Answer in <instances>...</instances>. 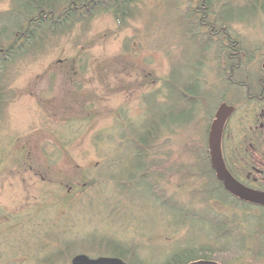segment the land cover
I'll return each mask as SVG.
<instances>
[{"label":"rangeland","instance_id":"obj_1","mask_svg":"<svg viewBox=\"0 0 264 264\" xmlns=\"http://www.w3.org/2000/svg\"><path fill=\"white\" fill-rule=\"evenodd\" d=\"M198 5L135 0L120 23L98 12L88 25L44 33L5 63L0 264L111 256L105 245L123 246L137 264H163L179 251L178 260L207 251L223 264H264V208L218 197L206 146L218 105L234 106L224 156L241 179L264 187V97L245 101L243 90L226 84L224 34L245 62L233 79L256 95L264 0H212L203 26ZM14 7L0 0V32ZM1 38L2 46L12 40ZM146 128L152 142H140L138 160L136 136ZM225 224L237 237L221 232ZM232 238L244 249H225Z\"/></svg>","mask_w":264,"mask_h":264},{"label":"trees","instance_id":"obj_2","mask_svg":"<svg viewBox=\"0 0 264 264\" xmlns=\"http://www.w3.org/2000/svg\"><path fill=\"white\" fill-rule=\"evenodd\" d=\"M135 0H13L15 7L10 16L6 17V23H8V27H3V30L0 32V41L1 37L7 36V39H12L8 44L2 46L0 44V74L1 70H3L4 65L7 61L11 59L18 58L22 56L23 53L28 52V50L37 47L36 44L38 42H42V37L44 33L56 34L63 33L71 29L75 25V23L88 25L91 18L98 12H111L115 19L120 23L122 18L126 15V12L131 11V4ZM210 1V2H209ZM212 0H199L200 5L196 8L197 15V25L203 26L204 19L206 15V10L208 9ZM239 18V17H238ZM231 19V18H229ZM241 19V18H239ZM9 21V22H8ZM227 19L222 18V24L226 22ZM208 25L209 30H212V33H215V30L212 29L213 24L210 22ZM219 31V29H218ZM220 32L221 27H220ZM217 34V32L215 33ZM227 38V46H226V59L228 61L229 73L225 76V82L229 85H235V87L243 90L244 92V100L250 102H260L258 100L259 96L263 94L262 88L264 90V78H257V88L258 92L256 95L249 94V84L244 83L242 81L237 82L234 79V75L238 72L242 71L245 62H243L240 57V48L236 39L228 37L226 33H224ZM223 34V35H224ZM207 39H212L207 37ZM244 69V68H243ZM234 78V79H233ZM1 80V79H0ZM172 86V85H171ZM170 86V87H171ZM174 87V86H172ZM4 95V87L0 86V102L2 101V97ZM195 94H192L194 96ZM191 94L187 92V97H190ZM149 121L145 124V127H148ZM146 128L145 132H139L136 136L138 139L137 148L138 153L136 157L138 160L141 158L143 149L141 146L144 144L145 146L152 142V136L150 132ZM153 129H158L154 126ZM142 144H141V143ZM224 148V147H223ZM208 158V155H207ZM209 164V162H208ZM142 168V163L135 162L134 167ZM211 175L213 176V172L210 169ZM232 173H234L232 171ZM236 178L241 179L238 175H235ZM245 184L253 186L258 189H264L263 186H255L253 180L251 179H241ZM215 189L217 190L218 197L220 194H224V196L229 197L233 204H239L242 208H250L254 207L241 202L239 199L229 196L228 193L222 188L221 183L215 180ZM150 189L153 184L150 183L147 185ZM153 189V188H152ZM151 189V191H152ZM158 192V191H157ZM162 198V196H161ZM160 199V198H158ZM162 201V199H161ZM226 202V201H225ZM221 223L220 220H217L216 223ZM224 223H227L226 221ZM218 225V224H217ZM217 225H215L217 227ZM230 226L225 224L222 226L221 232L224 235L231 237H237V233L235 230L229 229ZM231 232V235H228V232ZM224 238V237H223ZM239 239V238H238ZM231 245L226 248H233L238 251V249H244L242 245V241H238L234 238L228 240ZM226 241V242H228ZM235 247V248H234ZM105 250H110L109 254L111 256L119 257L130 264H137L134 260L130 259L131 257L126 248L120 245L112 246L105 245L103 247ZM67 251V250H66ZM219 251V250H217ZM180 252V251H179ZM179 252L172 254L169 256L163 264H188L192 261L208 258L209 252L205 251L197 257H191L188 259H180L178 260ZM239 252V251H238ZM129 253V254H127Z\"/></svg>","mask_w":264,"mask_h":264},{"label":"water","instance_id":"obj_3","mask_svg":"<svg viewBox=\"0 0 264 264\" xmlns=\"http://www.w3.org/2000/svg\"><path fill=\"white\" fill-rule=\"evenodd\" d=\"M264 68V63L262 64ZM234 112V107L226 103H220L214 112L213 119L207 133V152L209 165L214 172L215 178L219 181L223 189L233 197L250 203L252 205L264 207V191L252 189L237 181L225 166L221 140L224 126L228 118ZM70 264H129L114 256H99L91 258L86 254H77L71 258ZM188 264H217L211 260H196Z\"/></svg>","mask_w":264,"mask_h":264},{"label":"flooded vegetation","instance_id":"obj_4","mask_svg":"<svg viewBox=\"0 0 264 264\" xmlns=\"http://www.w3.org/2000/svg\"><path fill=\"white\" fill-rule=\"evenodd\" d=\"M226 51H227V49H226ZM264 63V62H263ZM262 63V64H263ZM261 68L264 70V68L262 67V65H261ZM264 78V76L263 77H261V80ZM262 92H263V94L262 95H260L259 96V98H258V100H260V102L263 100V97H264V90H263V88H262ZM234 109H235V107H234ZM236 110V109H235ZM235 110H234V112H235ZM233 112V113H234ZM233 113H232V115H233ZM231 115V116H232ZM230 116V117H231ZM229 117V118H230ZM229 118H228V120H229ZM228 120H227V122H226V124H225V126H224V129H223V134H222V140H221V149H222V156H223V159H224V162H225V165H226V167H227V169H228V171L231 173V175L237 180V181H239L240 183H242L243 185H245V186H247V187H250V188H252V189H256V190H260V191H264V189H258V188H255V187H253V186H250V185H247V184H245L241 179H238V178H236V176L235 175H237V174H235V173H232V171H231V169H230V166L228 165V163H227V159L225 158V156H224V145H225V142H226V139H225V132H226V128H227V123H228ZM213 176H214V173H213ZM254 181V180H253ZM198 260H211V261H213V259H209V258H201V259H198ZM125 261V260H124ZM127 262V261H126ZM214 262H216L217 264H223L222 262L221 263H219V262H217V261H214ZM129 263V262H128Z\"/></svg>","mask_w":264,"mask_h":264}]
</instances>
